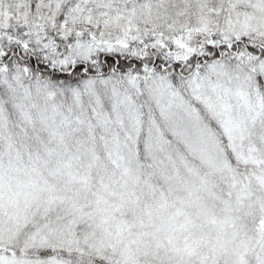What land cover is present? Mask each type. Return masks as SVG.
<instances>
[{
	"label": "snow or ice",
	"instance_id": "6c2138e0",
	"mask_svg": "<svg viewBox=\"0 0 264 264\" xmlns=\"http://www.w3.org/2000/svg\"><path fill=\"white\" fill-rule=\"evenodd\" d=\"M0 264H264V0H0Z\"/></svg>",
	"mask_w": 264,
	"mask_h": 264
}]
</instances>
